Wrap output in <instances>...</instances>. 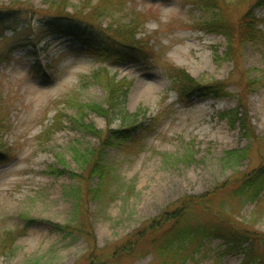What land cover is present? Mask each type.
Listing matches in <instances>:
<instances>
[{
  "label": "rangeland",
  "instance_id": "374dc122",
  "mask_svg": "<svg viewBox=\"0 0 264 264\" xmlns=\"http://www.w3.org/2000/svg\"><path fill=\"white\" fill-rule=\"evenodd\" d=\"M20 1L36 10L47 6L46 0ZM83 1L69 0L67 11L78 10ZM98 1L92 0L91 4ZM112 1L121 2V9L97 25L102 29L134 28L137 18L135 40L142 41L147 49L138 65L109 64L88 55L81 45L56 37L45 39L35 49L15 51L0 64V96L8 103L11 126L2 140L14 149V158L0 165V235L16 234L26 227L11 251L0 257V264H75L87 253L86 239L67 236L57 227L77 221L71 197L75 182L69 173H79V169L70 149L76 146L80 151L92 150L100 145L96 137L78 131L67 121L75 114V101L105 107L106 93L93 80L99 70L105 69L117 81L132 82L125 110L138 115L142 128L137 125L135 129V142H139L133 147L119 145L106 152L113 181L103 201H92L87 206L97 249L120 244L136 231L144 236L149 222L166 209L171 210L179 199L201 196L226 182L234 172L239 175L257 168V158L264 154V145L259 152L254 150V140L246 139L238 125L231 128L222 118L225 112L239 106V86L260 81L244 105L255 139L264 140V58L260 47L250 43L242 47L241 66L249 74L238 85L234 63L220 59L227 50L226 39L193 29L204 16L191 0ZM9 4L10 0H0V8ZM245 8L244 4L238 5L235 16L239 17ZM254 17L264 33V6L255 11ZM3 36L10 40L12 33L5 32ZM168 66L183 70L201 85L226 82L229 96L193 98L187 105L179 104L170 92L164 70ZM33 67L39 71L37 74ZM58 114L64 116L63 129L43 138ZM156 116L160 120L147 133L145 129ZM85 122L97 131L119 128L118 121L108 126L106 119L92 112L87 113ZM248 147L257 152L251 158L237 164L222 160L225 152ZM225 211H230L244 228L264 233L263 194L258 203L248 201L240 207L237 201L227 199ZM210 219L197 216L200 222ZM145 239L138 242L140 254L122 258L119 264H163L146 253ZM222 251L220 241L206 240L200 253L192 254L184 264H241L242 255L219 258ZM167 264L180 262L168 259Z\"/></svg>",
  "mask_w": 264,
  "mask_h": 264
},
{
  "label": "trees",
  "instance_id": "16d2710c",
  "mask_svg": "<svg viewBox=\"0 0 264 264\" xmlns=\"http://www.w3.org/2000/svg\"><path fill=\"white\" fill-rule=\"evenodd\" d=\"M91 3L92 0H84L78 10L69 13L67 11L69 0H46L47 6L43 10L33 9L31 5L20 0H10L7 7L0 8V64L6 62L15 51L35 49L45 39L56 37L81 45L88 55L109 64L138 65L147 49L146 44L135 40L136 26L139 25L137 18L134 20V28L122 26L120 29L112 27L102 29L97 25L99 20L112 17L121 9L122 3H115L112 0H99L95 5ZM190 3L204 16V19L194 24L193 29L207 34L222 35L226 39L227 50L220 59L234 63L239 85L249 74L248 71H243L241 66L242 47L247 43L257 45L264 58V33L258 29L259 21L254 17L255 11L264 6V0H191ZM240 4H244L246 8L237 17L235 13ZM262 22L264 23V20ZM5 32L12 33L10 40L4 38ZM5 41L6 43H3ZM164 70L170 83V92L176 95L179 104L187 105L193 98L215 99L229 96L226 92L228 85L226 82L201 85L181 69L168 66ZM32 71L35 74L39 72L34 67ZM107 73L102 69L93 75L94 82L99 83L106 93L105 107L94 103L75 104V101L72 103L75 114L67 120L78 131L94 136L100 142V145L92 150L80 151L76 146L70 149L79 169V173H69L75 182L71 189V197L77 221L57 229L67 236L84 238L89 243L87 253L75 264H119L120 259L141 253L137 251V245L145 237L149 251L146 253L159 258L163 264H167L168 259L184 264L192 254L200 253V248L206 240L221 242L223 251L219 258L242 255L241 264H264V233L244 228L235 222L230 211H225L227 199L230 202L237 201L238 207L244 202L258 203L261 200L262 194L264 195L263 153L257 158V168L239 175L234 172L226 182L217 184L211 191L201 196H186L179 199L171 210L166 209L149 222L148 235L145 233L141 236V232L136 231L120 244L102 250L95 247L87 206L92 201L97 203L103 201V197L107 196L108 184L113 181L105 161L106 152L119 145L133 147L139 142H135L137 138L135 129L139 125L138 115L129 114L125 110L126 96L132 82L124 79L117 81ZM259 85L260 81H248L244 87L239 86V106L222 115L231 128L238 125L244 131L246 139L254 140L257 147L254 150L258 152L263 147L264 140L255 139L245 116L244 100ZM64 103L69 105L68 101ZM88 112L106 119L108 126L118 121V130L113 132L95 130L92 125L85 122ZM63 117L60 114L54 117L43 138L48 139L54 132L63 129ZM154 119L155 122L145 129L147 133L156 127L160 116ZM139 127L142 128V125ZM10 128L8 103L0 96V165L14 158V149L8 148L2 140L3 134ZM256 153L249 147L240 151H228L224 153L222 160L225 163L237 164ZM62 161L59 160L61 166ZM50 174L61 176L62 172ZM94 179H97L96 183ZM198 215L210 216L212 219L200 222L197 221ZM25 232L26 227L16 234L8 232L0 235V257L11 251L17 238L23 236Z\"/></svg>",
  "mask_w": 264,
  "mask_h": 264
}]
</instances>
